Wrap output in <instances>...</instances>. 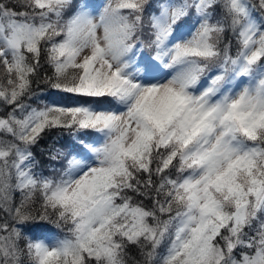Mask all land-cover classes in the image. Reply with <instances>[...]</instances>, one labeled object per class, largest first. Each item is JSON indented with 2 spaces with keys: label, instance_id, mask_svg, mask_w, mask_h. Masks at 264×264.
Returning <instances> with one entry per match:
<instances>
[{
  "label": "snow or ice",
  "instance_id": "1",
  "mask_svg": "<svg viewBox=\"0 0 264 264\" xmlns=\"http://www.w3.org/2000/svg\"><path fill=\"white\" fill-rule=\"evenodd\" d=\"M0 264H264V0H0Z\"/></svg>",
  "mask_w": 264,
  "mask_h": 264
},
{
  "label": "trees",
  "instance_id": "2",
  "mask_svg": "<svg viewBox=\"0 0 264 264\" xmlns=\"http://www.w3.org/2000/svg\"><path fill=\"white\" fill-rule=\"evenodd\" d=\"M47 142H49L48 140H45V141H42L41 143L42 144H45V143H47Z\"/></svg>",
  "mask_w": 264,
  "mask_h": 264
}]
</instances>
